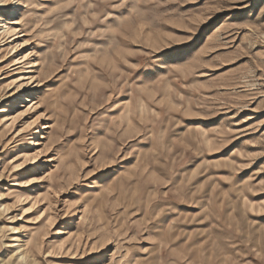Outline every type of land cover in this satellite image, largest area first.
Returning a JSON list of instances; mask_svg holds the SVG:
<instances>
[{
  "label": "rangeland",
  "instance_id": "1",
  "mask_svg": "<svg viewBox=\"0 0 264 264\" xmlns=\"http://www.w3.org/2000/svg\"><path fill=\"white\" fill-rule=\"evenodd\" d=\"M0 264H264V0H0Z\"/></svg>",
  "mask_w": 264,
  "mask_h": 264
}]
</instances>
